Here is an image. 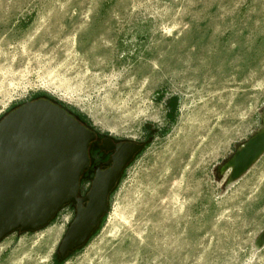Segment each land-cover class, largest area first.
Here are the masks:
<instances>
[{"label":"rangeland","instance_id":"374dc122","mask_svg":"<svg viewBox=\"0 0 264 264\" xmlns=\"http://www.w3.org/2000/svg\"><path fill=\"white\" fill-rule=\"evenodd\" d=\"M39 99L96 134L81 197L102 139L144 148L83 247L60 260L70 203L0 264H264V154L221 172L262 128L264 0H0V121Z\"/></svg>","mask_w":264,"mask_h":264},{"label":"water","instance_id":"95a60500","mask_svg":"<svg viewBox=\"0 0 264 264\" xmlns=\"http://www.w3.org/2000/svg\"><path fill=\"white\" fill-rule=\"evenodd\" d=\"M262 128L243 143L222 166L231 170L229 183L244 176L264 154ZM96 134L48 99L27 102L0 121V242L13 232L45 228L57 213L73 203L76 216L59 247V258L83 247L109 209V196L124 169L144 148L135 142L115 143L106 170H97L92 187L80 196V180L89 168V147ZM264 245V231L256 246Z\"/></svg>","mask_w":264,"mask_h":264},{"label":"flooded vegetation","instance_id":"af4514ba","mask_svg":"<svg viewBox=\"0 0 264 264\" xmlns=\"http://www.w3.org/2000/svg\"><path fill=\"white\" fill-rule=\"evenodd\" d=\"M104 139H105V138H104ZM104 139H102V141H101L100 148H99V152H100V153H105V154L107 155V159H106V161H103V162L101 163V165L96 169L95 172H97V170H99V169H101V170H106V169L108 168V167L106 166V164L110 161L111 157H112L113 154H114V151L106 152L105 150L102 149ZM96 141H97V137H96V139L91 143L90 148H89V159H90V164H91V162H92V159H91V157H90V155H91L92 152H93V151H92L93 149H91V148H92V144H93L94 142H96ZM115 143H117V142H115ZM90 164H89V167H90Z\"/></svg>","mask_w":264,"mask_h":264},{"label":"bare ground","instance_id":"6f19581e","mask_svg":"<svg viewBox=\"0 0 264 264\" xmlns=\"http://www.w3.org/2000/svg\"><path fill=\"white\" fill-rule=\"evenodd\" d=\"M228 173H229V175H230V173H231V170H229V171H228Z\"/></svg>","mask_w":264,"mask_h":264}]
</instances>
